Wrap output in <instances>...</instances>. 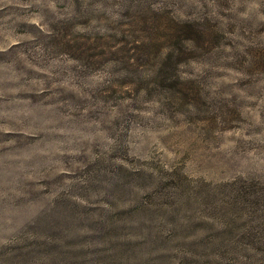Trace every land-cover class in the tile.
<instances>
[{"label": "rangeland", "instance_id": "rangeland-1", "mask_svg": "<svg viewBox=\"0 0 264 264\" xmlns=\"http://www.w3.org/2000/svg\"><path fill=\"white\" fill-rule=\"evenodd\" d=\"M0 264H264V0H0Z\"/></svg>", "mask_w": 264, "mask_h": 264}]
</instances>
